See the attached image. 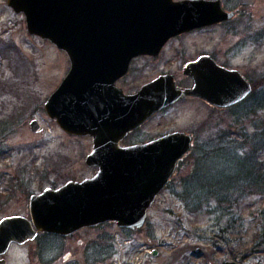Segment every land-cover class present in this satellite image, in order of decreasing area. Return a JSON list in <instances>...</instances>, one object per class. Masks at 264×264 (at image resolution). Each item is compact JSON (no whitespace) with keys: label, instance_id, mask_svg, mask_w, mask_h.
Instances as JSON below:
<instances>
[{"label":"rangeland","instance_id":"rangeland-1","mask_svg":"<svg viewBox=\"0 0 264 264\" xmlns=\"http://www.w3.org/2000/svg\"><path fill=\"white\" fill-rule=\"evenodd\" d=\"M238 1L221 0L225 10L237 12L228 23L182 35L166 45L158 60L135 63L128 77L134 85L129 86L137 88L158 72L178 71L184 61L208 52L219 63L238 68L252 83V93L257 86L258 95L264 97V0ZM69 68L64 50L29 33L24 14L0 0V219L25 214L32 192L94 174L85 161L93 148L92 137L66 132L45 110L47 98ZM253 101L250 97L243 104L219 109L188 99L160 112L140 130L138 139L162 131H187L194 143L138 232L118 226L101 228L103 233H115V243L101 240L100 264H225L229 260L264 264V195L236 200L223 214L209 206L196 208L200 205L196 200L208 197V191L202 190L208 184L194 183L230 185L236 176L248 174L250 154L264 164V149L253 151L256 126L246 117ZM35 118L43 126L41 131L31 128ZM239 132L248 135L245 146L237 150L226 146L228 159L204 158L220 133L227 139L232 134L240 137ZM83 255L79 247L73 258L82 260ZM7 257L10 264L31 263L28 246H14ZM48 257L57 258L58 252L46 254L39 262Z\"/></svg>","mask_w":264,"mask_h":264},{"label":"water","instance_id":"water-1","mask_svg":"<svg viewBox=\"0 0 264 264\" xmlns=\"http://www.w3.org/2000/svg\"><path fill=\"white\" fill-rule=\"evenodd\" d=\"M7 3L24 14L29 33L50 40L69 55L70 70L47 98L45 110L66 132L93 138V149L85 161L99 170L83 181L71 180L33 194L31 219L20 214L0 219V255L12 243L33 239L39 230L68 233L104 221L142 227L156 196L175 174L178 161L191 150L193 136L187 131H172L132 146L122 147L119 141L156 111L187 96L230 107L250 96L252 83L241 71L205 55L185 67L195 80L192 87H179L174 75L164 74L121 99L105 101L96 91L108 78L115 86L134 57L157 54L171 37L217 24L236 12L225 10L221 0ZM30 125L34 131L43 129L36 118ZM0 264L6 260L0 258ZM226 264L242 263L229 260Z\"/></svg>","mask_w":264,"mask_h":264},{"label":"flooded vegetation","instance_id":"flooded-vegetation-1","mask_svg":"<svg viewBox=\"0 0 264 264\" xmlns=\"http://www.w3.org/2000/svg\"><path fill=\"white\" fill-rule=\"evenodd\" d=\"M232 19L233 18L221 21L218 24H220V25L226 24L229 21H231ZM205 28H208V25L202 26V27H199L196 29H192L190 31L183 32V33H180L178 35L171 37L166 42V44L163 46L161 51L157 54H141V55L134 57L132 59V61L130 62V66H129L128 71L124 75L120 76L119 78H117L115 80V86H112L111 78H108V79L102 81V83H104L103 86L98 88L96 91L98 97L100 99L105 100V101H111V100H114L116 98L121 99V97H123L124 95L137 93L144 85L152 82L153 80L157 79L158 77H160L161 75H164V74L174 75V79H175V81L179 87H182V88L192 87L195 84V80L191 75H189L188 73L185 72V67H186L187 63H189L191 61H196L197 59H199L200 57L205 56V55H210L213 59H215L217 61V63H219L213 54H211V53L208 54V52H202L197 57L184 61V63L182 64L181 68L178 71L165 70L162 72H158L153 77L141 82L137 88H132L129 86V85H132L133 83H131V84L129 83L128 77L130 76L131 72L133 70H135V67H134L135 63H140L144 59H149L151 61L158 60L162 56L163 51L166 48V45L169 44V42H171L173 39H176L182 35L188 34L192 31L205 29ZM68 57H69V55H68ZM69 61H70V66H71L70 57H69ZM206 62L208 64L207 59H206ZM219 64L224 66V67L230 68V69L239 70L238 68L231 67V66H228L226 64H221V63H219ZM69 70H70V68H69ZM69 70L67 71L66 75L68 74ZM179 73H180V75L182 73V77L178 76ZM188 99L201 100V101L205 102L207 105L210 104V105H212L216 108H219V109L227 108V107H220V106L213 105L202 97H197V96H192V95L187 96L184 99L178 100V101L172 103L171 105L164 107L163 109H161L159 111H156L152 116H150L143 123L138 125L136 128L130 130L126 134V136L119 141V145L124 147V146H132L135 144H142V143L149 142L150 140H153V139L160 137L161 135L165 134V132L162 131V132L158 133L157 135H155L151 138L138 139L139 134H140V130L148 122H150L153 118H155L160 112H162L166 109H169V108H171L177 104H180V103H182ZM235 105H237V104H235ZM235 105H233V106H235ZM166 133H168V132H166ZM188 133H190V132H188ZM190 134H192V133H190ZM192 136H193V134H192ZM193 143H194V136H193V140H192V145H193ZM182 159H180L178 161V164ZM93 169H94V174L85 175L81 178H71V179L66 180L62 184H58L55 186H52V185L46 186L42 190L30 193L29 194V202H28V205L26 207L25 214H23V213H15V214L24 215V216L28 217L29 219H31L30 198L33 194L40 193L47 187H51V188H55V189L59 188L71 180L80 182L86 178L93 177L98 172L99 166H93ZM164 189H162L160 191V193L156 196V199L159 197V195L161 194V192ZM15 214H11V215H15ZM106 226H114V227L118 226V227H121L122 229H126L127 231H129L131 233L132 232L134 233V232H138L144 225L142 227H139V228H131V227H122V226L118 225V223L116 221H104V222H100L97 224L84 225V226H81V227H79V228H77L71 232H68V233L39 230L33 239H31V240H29L23 244L16 243V242L12 243L10 245L8 251L5 254L0 255V258L5 259L6 264H10L9 263L10 261L8 260L7 256L10 253V250L14 246L19 245V246H28L29 247V256H30V260H31L30 264H37L36 262H38V264H41L42 262H44V264H100L101 240H104V239L105 240H111V243L113 245L115 243V237H114L115 233L108 234L107 232H104V233L101 232V228H104ZM104 231H106V229H104ZM124 241H126L125 237H124ZM79 247L83 248V251H84V255L82 257V260L79 258H77V259L73 258L75 251L77 249L79 250ZM52 252H58V257H61V261H58V259H57L58 257L57 258L48 257V258H45L44 261L39 262V259L41 260L42 258H44V256L46 254L51 255ZM123 264H128V263H123Z\"/></svg>","mask_w":264,"mask_h":264},{"label":"trees","instance_id":"trees-1","mask_svg":"<svg viewBox=\"0 0 264 264\" xmlns=\"http://www.w3.org/2000/svg\"><path fill=\"white\" fill-rule=\"evenodd\" d=\"M233 1L236 3V0ZM237 2L239 3L238 0ZM256 87L253 93L250 94V97L255 100L253 101L254 105L246 112V117L250 116L253 125H255L257 129L255 132L256 143L253 147L254 153L259 152V149H264V97L260 96V94L258 95ZM244 101L237 103V105L241 103L243 104ZM237 114L238 118H240L239 113ZM225 135V133H220L217 144L213 146L212 149L207 148L208 154L204 158L221 155L222 157L228 159L225 155L224 148L231 145L232 148L237 150L239 146H245L244 142L248 138V135L245 132H239L241 138L239 136L234 137L232 134V136L229 135V137L225 139ZM208 144L210 143L208 142ZM231 151H234L238 155L235 150H230V153ZM249 158H251V164L248 174L236 176L230 185L222 186L220 182L194 181V183H202L201 185L208 184L207 186L202 187V190L208 191V197L196 200V202L200 204L196 206V208H202V205H204L213 207V212L220 211L221 213L226 214V211H229L228 209L236 203V200L237 203H239L240 200L250 195H264V164L259 161L260 158L257 159L255 154H250ZM196 176L197 174L195 177ZM193 179L194 176L192 177V180ZM213 201H215V204L212 203Z\"/></svg>","mask_w":264,"mask_h":264}]
</instances>
